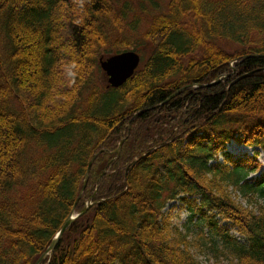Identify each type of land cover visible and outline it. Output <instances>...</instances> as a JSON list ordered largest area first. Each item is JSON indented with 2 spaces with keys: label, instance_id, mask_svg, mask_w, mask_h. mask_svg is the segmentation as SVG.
<instances>
[{
  "label": "trees",
  "instance_id": "1",
  "mask_svg": "<svg viewBox=\"0 0 264 264\" xmlns=\"http://www.w3.org/2000/svg\"><path fill=\"white\" fill-rule=\"evenodd\" d=\"M233 139L264 153V0H0V264H35L98 152L42 264H264L261 151Z\"/></svg>",
  "mask_w": 264,
  "mask_h": 264
},
{
  "label": "water",
  "instance_id": "2",
  "mask_svg": "<svg viewBox=\"0 0 264 264\" xmlns=\"http://www.w3.org/2000/svg\"><path fill=\"white\" fill-rule=\"evenodd\" d=\"M253 55H256V54H253ZM253 55H246L245 57H249V56H253ZM100 59H101V66H102L103 70L109 75V85L108 86L109 87L110 86L119 87V86L123 85L129 78H131L134 75V73L136 72L137 68L140 65L141 55L136 51L129 50V51H124V52H121L118 54L110 55L106 58H104V56H102ZM209 85H211V84H209ZM193 86H195V85H189V86H186V87L178 90L169 99H171L172 97H174L175 95H177L178 93H180L181 91L186 89L187 87H193ZM137 115H139V113H137L136 116ZM123 142H124V140H122L120 142V145H119L118 149L116 150L118 155L120 154ZM96 157H97V155H95L89 163L88 170H87L86 177H85L84 187L87 184V181L89 179V173H90V170L92 168V165H93ZM84 187H83V189H84ZM82 194H83V192H81V194L79 195V197L75 203V206L72 209L71 214L69 215V217L66 219V221L62 225L59 233L53 239L49 248L37 260V262L35 264H41V262L49 254H51L53 252V250L56 248L57 244L59 243L61 237L63 236L64 232L72 224V222L75 220V218H77L79 215L86 212L88 207L84 208L78 216L73 215L75 208H76V205H77L79 199L81 198Z\"/></svg>",
  "mask_w": 264,
  "mask_h": 264
},
{
  "label": "rangeland",
  "instance_id": "3",
  "mask_svg": "<svg viewBox=\"0 0 264 264\" xmlns=\"http://www.w3.org/2000/svg\"><path fill=\"white\" fill-rule=\"evenodd\" d=\"M84 0H81V2ZM163 2H166V0ZM165 3H163L164 5ZM69 76L73 78L74 76V72H73V65L69 67ZM102 78V77H101ZM106 103V102H103ZM228 150L230 151V153H232L234 156L238 157V156H252V154H254V149L253 148H249L248 146L244 145V144H240L236 141H232L229 145H228ZM221 160L223 159V157L220 158ZM259 161L262 164V172H264V157L263 155H261L259 157ZM165 211L168 212V214H171L173 216V221L177 224L180 225H184L187 222V217H188V208L183 205L180 201H170L167 205V207L165 208ZM196 226L195 224H192V227ZM194 229L196 230V227H194ZM203 258V257H201ZM214 260V259H213ZM219 264H229L228 261L226 260H222Z\"/></svg>",
  "mask_w": 264,
  "mask_h": 264
}]
</instances>
